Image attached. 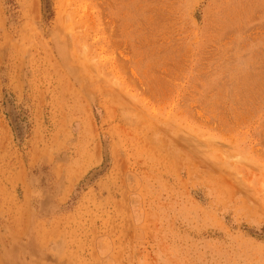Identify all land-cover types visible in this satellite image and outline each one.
Returning a JSON list of instances; mask_svg holds the SVG:
<instances>
[{
	"label": "rangeland",
	"instance_id": "rangeland-1",
	"mask_svg": "<svg viewBox=\"0 0 264 264\" xmlns=\"http://www.w3.org/2000/svg\"><path fill=\"white\" fill-rule=\"evenodd\" d=\"M0 264H264V0H0Z\"/></svg>",
	"mask_w": 264,
	"mask_h": 264
}]
</instances>
